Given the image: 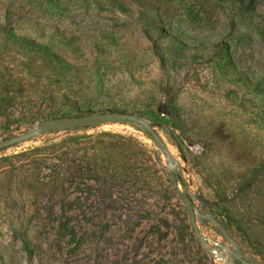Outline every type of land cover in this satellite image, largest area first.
<instances>
[{"label":"rangeland","instance_id":"1","mask_svg":"<svg viewBox=\"0 0 264 264\" xmlns=\"http://www.w3.org/2000/svg\"><path fill=\"white\" fill-rule=\"evenodd\" d=\"M0 24L67 65L0 34V141L111 110L163 144L120 120L0 151V264H264V0H0ZM78 137L61 193L41 153Z\"/></svg>","mask_w":264,"mask_h":264},{"label":"water","instance_id":"2","mask_svg":"<svg viewBox=\"0 0 264 264\" xmlns=\"http://www.w3.org/2000/svg\"><path fill=\"white\" fill-rule=\"evenodd\" d=\"M120 120L134 122L143 126L148 130L151 136L158 143L163 145L158 133L152 127L146 124L144 118L138 117L134 114L109 110L105 112H90L73 117H59V118L49 119L47 121H41L39 123H32L26 133L14 137H9L0 141V151L16 146L22 142L31 139L36 134L44 133L51 129H58V128L83 129V128H89L93 125L100 123L116 122ZM170 186L174 189L177 196L183 202L185 210L190 216V222L195 231L196 237L201 242H205V239L202 237L197 225L196 214L193 207V200L187 192L182 190L178 182L177 176L174 173L171 174Z\"/></svg>","mask_w":264,"mask_h":264},{"label":"trees","instance_id":"3","mask_svg":"<svg viewBox=\"0 0 264 264\" xmlns=\"http://www.w3.org/2000/svg\"><path fill=\"white\" fill-rule=\"evenodd\" d=\"M243 0H240L242 2ZM0 34L4 36H10L12 39H14L16 42H18L21 46L29 49L41 52L47 59V62H55L58 65H62L64 67H67L65 60L58 55L56 52L52 51L48 46L38 43L36 40L19 36L15 33L14 28L10 27L6 24H0ZM88 111H91L89 109ZM161 113L166 114V110H161ZM82 142L80 138H70L67 142L59 143V144H53L50 147H47L46 150L41 153V157L43 160H47L52 165L51 171L54 173V178L58 179L60 183V192L62 193L65 191V176H66V170L68 167V162L72 161L74 163V169L78 170L80 167L81 157L80 152L82 151ZM96 172H99V170H95ZM61 205H65L66 199L62 197L60 200ZM240 229L243 228V226H238ZM243 234L248 238L252 239L257 242L258 234L256 233L255 228H249L243 231ZM27 243V242H26Z\"/></svg>","mask_w":264,"mask_h":264}]
</instances>
